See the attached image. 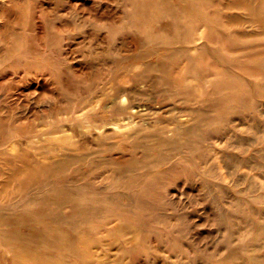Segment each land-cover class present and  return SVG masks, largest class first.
Returning a JSON list of instances; mask_svg holds the SVG:
<instances>
[{
  "label": "rangeland",
  "instance_id": "374dc122",
  "mask_svg": "<svg viewBox=\"0 0 264 264\" xmlns=\"http://www.w3.org/2000/svg\"><path fill=\"white\" fill-rule=\"evenodd\" d=\"M7 20L33 51L0 64L22 114L0 132V264H264V0H0ZM108 70L131 108L105 97L103 126Z\"/></svg>",
  "mask_w": 264,
  "mask_h": 264
},
{
  "label": "bare ground",
  "instance_id": "6f19581e",
  "mask_svg": "<svg viewBox=\"0 0 264 264\" xmlns=\"http://www.w3.org/2000/svg\"><path fill=\"white\" fill-rule=\"evenodd\" d=\"M12 4L13 5H15V3H13L12 2ZM20 8V5H18L17 4V6L15 5L13 8H11L10 9V11H9V13H6L7 15L5 16L6 18H7V16H8V14H15V12L18 10ZM2 18H3V16H2ZM6 25H5V28H4V30H3V33L2 34H0V43H2L3 45H2V49H3V52H2V54H0V64L3 62V61H5V60H9V59H15L16 57V59H17V61H21L22 59H23V57H22V55H21V51H22V47L23 48H26V49H28V51H30V52H32L33 51V49L31 50V48L32 47H30V43L28 44V43H22V39H23V36H22V34H15V33H13L12 32V23L9 21V20H7L6 21V23H5ZM11 35H13V37H11ZM187 36V35H186ZM118 60V59H117ZM23 61V60H22ZM21 61V62H22ZM49 61H51V60H49ZM116 62V61H115ZM19 63V62H18ZM26 63V62H25ZM49 63V62H48ZM118 63V62H117ZM24 64V63H23ZM27 64V63H26ZM116 64V63H115ZM148 64V63H147ZM188 64L189 63H184L183 64V66L186 68L187 66H188ZM154 65H158V66H160V65H164V63H159V64H154ZM154 65L153 64H148V65H146V68H151V67H154ZM9 66V65H8ZM15 66H17V64L15 65ZM14 66V67H15ZM23 66V65H22ZM28 66V65H27ZM26 66V67H27ZM65 66V65H64ZM19 67H21V66H19ZM25 67V66H24ZM29 67V66H28ZM27 67V68H28ZM31 67V66H30ZM35 67V66H34ZM49 67H51V66H49ZM48 67V68H49ZM53 68V67H52ZM124 68V67H123ZM16 69V73H18V70H19V68H15ZM18 69V70H17ZM125 69V68H124ZM34 70V69H33ZM69 70V69H68ZM186 70H188V69H186ZM124 71V70H123ZM158 71V70H157ZM181 71H185V70H181ZM52 72V71H51ZM51 72H50V74H51ZM125 72V71H124ZM89 73V72H88ZM103 73V72H102ZM107 73V71L105 72V74H104V76H100L99 77V75H100V73L97 75H95L94 76V78L92 79L93 80V82L91 81V83L93 84V83H95L94 81H96V84L98 85H96L98 88H99V92L100 93H98V95H97V97H96V100L95 101H93L92 102V104L91 103H89V102H87V103H89V106H92V107H90L91 109H90V111L91 112H95L96 110H98V111H100L101 112V116H100V121H101V125H103V126H105V125H118V123H120V120H121V118H120V120L119 119H116L115 121H112V120H110V122H108V119L109 118H111V116L112 115H110V113H109V111L113 114V113H115V114H117V113H121V112H119V111H126L127 109H129V108H131V103H130V99L129 98H131V97H128V93L129 92H131V90H128L127 88H124V85H123V83H124V80H125V78L123 77V75H122V77H119V75H117V72H113V70L112 71H109L108 70V73ZM122 73V72H121ZM95 74V73H94ZM123 74V73H122ZM177 75H178V72L176 73ZM91 75V74H90ZM0 76H2V74H0ZM29 76V75H28ZM88 76V75H87ZM159 76V75H158ZM161 76V75H160ZM159 76V77H160ZM74 77V76H73ZM78 77V76H77ZM84 77H85V75H84ZM90 77H92V76H90ZM177 77V76H176ZM69 80V79H68ZM78 80V79H77ZM139 80V79H138ZM47 81H49V80H44V83L46 84V83H48ZM71 81V80H70ZM87 81V80H86ZM59 82H61V81H59ZM70 83V82H69ZM76 83V82H75ZM89 83V82H88ZM186 83L188 84V85H186V87L183 85V84H181L180 85V87L182 88V89H185L186 88V90H189V89H194L195 87H189L190 85H189V83L187 82V80H186ZM62 84V83H61ZM86 84V83H85ZM166 84H168V83H166ZM63 85V84H62ZM83 85V84H82ZM7 85H0V92L1 91H6V98L4 99V100H2L1 102H0V132L3 130V128H6V126L7 125H12V126H15L16 128L13 130L14 132H16V133H18V131L20 130L19 129V127H17V125H16V122H17V120L18 119H20L19 117L22 115H18L17 114V110L14 108V105L13 104H10L9 103V100H10V98H11V93H12V91L14 90V88L15 87H13V85L10 87V86H8V87H6ZM94 87H95V85H93ZM59 87V86H58ZM204 86H203V84H200L199 85V88H203ZM56 88H57V86H56ZM60 88V87H59ZM63 88V87H62ZM70 88H72V87H70ZM83 88V87H82ZM93 88V87H92ZM75 89V88H74ZM94 89V88H93ZM92 89V90H93ZM103 89V90H102ZM91 90V91H92ZM135 90V89H134ZM163 90V89H162ZM185 91V90H184ZM63 92V91H62ZM64 93V92H63ZM66 93V92H65ZM69 93H70V91H69ZM88 93V92H87ZM74 94V93H73ZM72 94V95H73ZM67 95V94H66ZM149 96V95H148ZM63 97V96H62ZM68 97V96H67ZM105 97H108L109 99H112V106L111 107H109V111H108V113H106V110H103L102 109V105H103V103H104V98ZM141 98V97H140ZM90 99H92V97L90 98ZM67 100V99H66ZM79 100H81V99H79ZM58 101V100H57ZM127 101H128V103H127ZM56 103V102H55ZM72 105V104H71ZM74 105V104H73ZM86 105H88V104H86ZM78 106V105H77ZM70 107V106H69ZM79 107V106H78ZM84 108L85 107H83V110H84ZM54 109V108H53ZM58 109V108H57ZM68 109V108H67ZM57 111H59V109L57 110ZM63 111V110H62ZM64 111H66L65 110V108H64ZM93 112V113H94ZM61 113V112H60ZM59 113V114H60ZM90 113V112H89ZM132 116V115H131ZM130 119V118H129ZM27 121V120H26ZM61 121V120H60ZM20 122V121H19ZM134 122V121H133ZM18 123V122H17ZM121 124V123H120ZM43 129L42 128H40V130H38L37 132H35V133H43ZM20 132H22L23 134H29V133H31L32 132V128H30V129H24V127L22 126L21 127V131ZM44 134V133H43ZM18 136V135H17ZM3 137V136H2ZM1 139V138H0ZM3 139V138H2ZM5 143L4 141H2V140H0V144L1 143ZM3 143H2V145H3ZM18 143H19V141H18ZM1 150V149H0ZM5 152H7V151H5V149L3 150V153H5ZM2 153V152H1ZM7 154H10V156H11V153H9V152H7ZM42 164H44L43 162H41V164L39 163V165H42ZM44 166V165H43ZM30 172L32 173V169L30 168ZM33 173H35V171L33 172ZM32 173V174H33ZM68 244H69V241H68ZM71 245V244H70ZM141 245V244H140ZM143 245V244H142ZM33 246V245H32ZM47 247V246H46ZM44 248H45V246H43V248H39V247H35V246H33V248L32 249H34L35 251H37V252H39V253H43V250H44ZM14 249V248H13ZM24 249V248H23ZM151 250V249H150ZM20 251H22V250H20ZM29 251L30 250H28V249H26V250H24L23 252L26 254V255H29ZM81 251V250H80ZM131 251V250H130ZM13 252V251H12ZM22 252V253H23ZM49 252V250H47L46 251V253H48ZM82 252V251H81ZM45 253V254H46ZM132 253V252H131ZM16 254H17V252H16ZM31 254H32V252H31ZM35 254V253H34ZM44 254V253H43ZM79 254H81V253H79ZM78 254V255H79ZM19 255V254H18ZM49 255V254H48ZM77 255V254H76ZM20 256V255H19ZM34 256V255H33ZM46 256V255H45ZM45 256H44V258L42 257V259L44 260L45 259ZM82 256V255H81ZM150 256V255H149ZM148 256V257H149ZM31 256H29V258H30ZM35 257V256H34ZM36 258V257H35ZM133 258V257H132ZM146 258V257H145ZM12 259V258H11ZM123 259V258H122ZM149 259V258H148ZM39 260V259H38ZM87 260H89V259H87ZM87 260H83V261H85L84 263H86V261ZM120 260V259H119ZM146 260V259H145ZM31 261H32V259H31ZM91 261H92V259H91ZM47 264H49V263H47Z\"/></svg>",
  "mask_w": 264,
  "mask_h": 264
}]
</instances>
